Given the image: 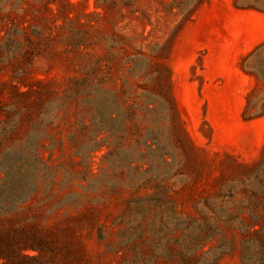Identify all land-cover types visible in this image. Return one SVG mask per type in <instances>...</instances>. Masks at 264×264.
Returning a JSON list of instances; mask_svg holds the SVG:
<instances>
[{
	"label": "rangeland",
	"instance_id": "obj_1",
	"mask_svg": "<svg viewBox=\"0 0 264 264\" xmlns=\"http://www.w3.org/2000/svg\"><path fill=\"white\" fill-rule=\"evenodd\" d=\"M262 44L264 0H0V199L31 264H241Z\"/></svg>",
	"mask_w": 264,
	"mask_h": 264
},
{
	"label": "trees",
	"instance_id": "obj_2",
	"mask_svg": "<svg viewBox=\"0 0 264 264\" xmlns=\"http://www.w3.org/2000/svg\"><path fill=\"white\" fill-rule=\"evenodd\" d=\"M264 49V44L258 49ZM250 63L245 68L255 78L256 85H261V95L248 102L246 118L264 114V55L261 50L250 55ZM255 177L264 178V150L262 159L255 171ZM2 192V190H0ZM4 192V191H3ZM26 200L15 202L0 199V264H31L41 254V247L35 245L34 239L27 234L26 228L15 225L17 211ZM264 212V205L262 207ZM33 250L35 256L23 255L22 251ZM222 253L214 256L208 264H217ZM155 257H160L156 255ZM61 264H71L68 261ZM187 264V263H181ZM194 264V263H192ZM241 264H264V213L253 215L250 222L244 225V238L241 246Z\"/></svg>",
	"mask_w": 264,
	"mask_h": 264
},
{
	"label": "bare ground",
	"instance_id": "obj_3",
	"mask_svg": "<svg viewBox=\"0 0 264 264\" xmlns=\"http://www.w3.org/2000/svg\"><path fill=\"white\" fill-rule=\"evenodd\" d=\"M215 39V38H214ZM237 57V56H236ZM180 100V99H179ZM180 102V101H179ZM184 104V103H183ZM182 105V104H181ZM183 106V105H182ZM257 130V129H256Z\"/></svg>",
	"mask_w": 264,
	"mask_h": 264
}]
</instances>
